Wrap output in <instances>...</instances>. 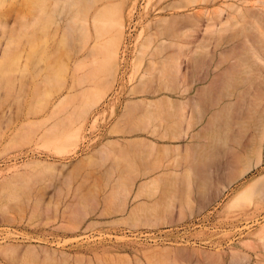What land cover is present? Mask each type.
Segmentation results:
<instances>
[{"label":"rangeland","instance_id":"obj_1","mask_svg":"<svg viewBox=\"0 0 264 264\" xmlns=\"http://www.w3.org/2000/svg\"><path fill=\"white\" fill-rule=\"evenodd\" d=\"M86 1L0 0V264H264V22L206 28L264 0ZM106 6L119 69L90 111L104 76L73 84L67 20Z\"/></svg>","mask_w":264,"mask_h":264},{"label":"bare ground","instance_id":"obj_2","mask_svg":"<svg viewBox=\"0 0 264 264\" xmlns=\"http://www.w3.org/2000/svg\"><path fill=\"white\" fill-rule=\"evenodd\" d=\"M43 1H48V0H43ZM54 1H56V0H54ZM61 2L62 0H57L56 1V3L57 4H60L59 2ZM64 1V2H63ZM62 1V5L60 4V6H59V9H60V7H61V12L60 13H62V8H64L65 7V5L67 4V0L65 1V0H63ZM72 0H69V3L71 4V8H73L72 7V3L73 2H75V1H73V2H71ZM87 1H90L89 2V4H88V2ZM86 2H87V7H86V9L88 10V9H90V12H92V10L91 9H94L95 8V6H93L94 8H92V5H90V3H92L93 2V0H92V2H91V0H87ZM102 1V0H101ZM150 1V0H149ZM211 1H213L214 2V0H211ZM216 1V0H215ZM78 2V1H77ZM77 2H75V3H73V6H74V4L75 5H77L76 3ZM83 2V4H84V1H82ZM85 2V3H86ZM95 3H96V5H97V3L99 2H96V1H94ZM46 3V2H45ZM50 3H51V0H50ZM53 3V2H52ZM51 3V4H52ZM56 3H53V4H56ZM63 3H65V5L63 6ZM80 3H81V1L79 2V5H80ZM264 3V2H263ZM93 4V3H92ZM242 5L243 4H246V3H241ZM241 4H237V5H241ZM81 5H82V3H81ZM80 5V6H81ZM91 6V7H89V6ZM93 5H95V4H93ZM105 5V4H104ZM109 6H111L110 4H108ZM107 5V6H108ZM121 5V4H120ZM225 5V6H224ZM54 6H56V5H54ZM58 6V5H57ZM69 6V5H68ZM68 6H66V7H68ZM78 6V5H77ZM98 6V5H97ZM102 6V5H101ZM107 6H106V9H100L96 14H95V16L92 18V20L90 21V19H89V15L90 14H87L86 15V17H84V15H82L84 18H80L78 15V17H75V18H73L72 16H71V18H73V20L72 19H70V17H69V19L67 20V21H73V23L75 24H73L72 26H74V27H72L71 26V24L70 23H72V22H70L69 24H70V28H71V43L70 44H68L69 46V48H70V60L72 61V62H74V68H73V72H72V78H73V84L74 85H76V86H80V84H85V83H87V80H90V79H94L95 77H98V74L99 75H103L104 76V79H103V81H104V83H102L101 84V87H100V89H99V91L97 92V93H95V94H93L94 95V97H95V99H93L92 100V102H90L91 103V108H90V111L91 110H93V108H95L96 106H98L99 104H100V102L101 101H103L104 100V98H105V95H106V91L108 90V89H112V86L114 85V83L116 82V77H117V73H118V69H119V64H118V60H119V50H120V45H121V42H122V40H123V31H124V23H122V22H124L123 21V16L121 15V14H119V15H121L122 16V18L119 16V18L120 19H118V16H117V19H116V16H114L113 15V17H112V14L110 15V12L107 10ZM108 6V7H109ZM221 7H219L218 9H219V13L218 14H214V15H217L216 16V18H212L211 16H209V17H211V19H210V21H211V23H210V21L209 22H207V23H210V25H208V26H206V28L208 27L209 28V30L211 31V35L213 36V39H215V38H217L221 33H219V34H217L218 32H222L221 30H224L225 29V31L228 29L227 27H231L232 26V22H234V21H236V22H234V24H236L235 26H238L237 25V23H238V21L237 20H239V19H236L235 20V18L237 17V16H239V18H240V21L242 20V22L246 19H248V18H251V19H256V20H258L260 23L261 22H264V13L263 12H259L258 14H256V13H252L251 12V10L246 6V7H240V6H233V5H229V4H223V6L224 7H222V5H220ZM83 7V6H82ZM81 7V8H82ZM89 7V8H88ZM99 7V6H98ZM97 7V8H98ZM115 6H113V8H114ZM234 7H236V8H234ZM32 8V7H31ZM77 8V7H76ZM76 8H74V9H76ZM80 7H79V9H81ZM96 8V9H97ZM100 8V7H99ZM104 8H105V6H104ZM112 8V6H111V10L113 9ZM117 8V7H116ZM167 8V7H166ZM229 8V9H228ZM230 8L231 9H233V11H231L230 10ZM44 9V8H43ZM55 9V8H54ZM78 9V10H79ZM95 9V10H96ZM109 9V8H108ZM229 11H231V12H233V13H231L230 11V13L231 14H228L227 13V10ZM53 10V9H52ZM57 10V9H56ZM65 10V9H64ZM63 10V11H64ZM77 10V11H78ZM82 10V9H81ZM117 10V9H116ZM119 10V9H118ZM121 11L120 12H122V9H120ZM68 11H69V8H68ZM76 10H75V12L76 13H79L80 14V12H77ZM113 11H115V8L113 9ZM217 11V10H216ZM215 11V12H216ZM225 11H226V14H227V20H225L224 19V13H225ZM55 12V11H54ZM70 12V11H69ZM68 12V13H69ZM89 12V11H88ZM89 12V13H90ZM218 12V11H217ZM43 13V12H42ZM73 13V12H72ZM71 13V14H72ZM76 13H74V14H76ZM82 13H85V12H81V14ZM94 13V12H93ZM214 13V12H213ZM115 14V13H114ZM222 14H224V15H222ZM43 15V14H42ZM66 15H67V10H66ZM93 15V14H92ZM214 15H213V17H214ZM222 15L223 16V20H225V21H222V16H221V18H220V16ZM235 15V16H234ZM61 16V15H60ZM219 16V17H218ZM235 18H234V17ZM38 17V16H37ZM49 17V16H48ZM52 17V16H51ZM58 17V16H57ZM67 17H68V15H67ZM66 17V18H67ZM115 17V18H114ZM191 19H192V16H189ZM189 17H187V19L189 20L190 18ZM242 17H243V19H242ZM184 18H186V17H184ZM194 18H196V17H194ZM218 18H220V19H218ZM232 18H233V20H232ZM121 19H122V21H121ZM187 19H184L182 22H185ZM208 19V18H207ZM219 21L218 23H217V21ZM56 20V19H55ZM65 20V19H64ZM166 20V19H165ZM194 20V21H193ZM196 20H198L197 21V23H198V26H199V23H201L200 21L201 20H199V18H196ZM209 20V19H208ZM214 20L216 21V22H214ZM221 20V21H220ZM229 20H231V21H229ZM244 21L243 23L244 24H242V22H240L242 25H243V27H244V29L246 28L247 30H250V29H248V28H251L252 26H251V24H249L250 22H249V20H247V21ZM167 21V20H166ZM258 21H256V22H258ZM171 22H172V20H171ZM194 22V23H193ZM248 24H247V23ZM258 22V23H259ZM25 23V22H24ZM67 23V25H68V22H66ZM167 23V22H166ZM173 23V25L174 26H172L171 24ZM170 25L172 26V30L171 29H168L166 32H168V31H170L171 30V32L173 31L174 32V30H175V32L176 31H179V30H177L175 27H177V26H179L178 24L179 23H175V21L173 20V22H172ZM175 23V24H174ZM188 23H191V21L190 22H188ZM195 23H196V21H195V19H192V23H191V25H192V27L195 25ZM196 23V24H197ZM227 23H229V24H227ZM230 23H231V25H230ZM55 24H56V21H55ZM154 24V23H153ZM164 24V23H163ZM185 24V23H184ZM184 24L182 25V24H180V28L183 30V29H186V31H188L189 33H193V31H195V30H197V31H199V28L201 27H197L196 29L194 28L195 26H197V25H195L194 27H193V29H195V30H193L192 31V27H190L191 25H185L184 26ZM43 25V24H42ZM170 25L168 24V25H165V27H169L170 28ZM177 25V26H176ZM227 27H226V26ZM247 25H249V26H247ZM175 29H174V28ZM183 27H186V28H183ZM189 27V28H188ZM210 27H216L215 28V30H214V28L213 29H210ZM224 27H226V28H224ZM179 28V27H178ZM167 29V28H166ZM65 30V29H64ZM165 30V29H164ZM208 30V29H207ZM208 30V31H209ZM30 31V30H29ZM70 31V30H69ZM68 30H67V32H69ZM191 31V32H190ZM209 31V32H210ZM214 31V32H213ZM215 31L217 32L216 34H214L215 33ZM224 32V31H223ZM222 32V33H223ZM194 33H196V32H194ZM69 34H70V32H69ZM172 34V33H171ZM175 35V34H174ZM173 34L172 35H170L172 38H171V40H175L176 38H178V37H180V35L178 36V37H176L177 35H175L174 36ZM184 35H186L185 33H183L182 34V36H184ZM215 35H216V37H215ZM69 36V35H68ZM190 38H192L193 36H191V35H188ZM162 37V36H161ZM185 37H187V36H185ZM215 37V38H214ZM175 38V39H174ZM255 39H253V42L254 41H256V42H252L251 41V44L252 45H250L249 44V46L251 47V49H254L255 50V47H256V43L258 44V42L259 41H257L256 39H258V37L256 38V35H255V37H254ZM179 39V38H178ZM177 40V39H176ZM217 40V39H216ZM259 40V39H258ZM208 41V40H207ZM219 41V40H218ZM164 42V41H163ZM163 42H161L162 43V45H164V46H166V48H176V43H177V41H176V43H174L175 44V46H174V44H173V41H172V43H170V41H169V43H168V45H167V42L165 41L164 42V44H163ZM245 43V44H244ZM248 44V42H243V46L241 47V48H237V47H233L232 49H230V50H226V52H223L222 54H225V53H228V54H233V55H235V54H237V52H238V55H240V57L239 58H236L238 61H240V58H243V56L244 55H246V47H247V44ZM166 44V45H165ZM169 44H173V46L171 47V45H169ZM177 44H179V43H177ZM245 45V46H244ZM143 47L145 46V45H142ZM180 45H177V47H179ZM146 47V46H145ZM147 48V47H146ZM164 48V47H163ZM165 49V48H164ZM238 49H240V50H238ZM142 50V49H141ZM144 50V49H143ZM146 50V49H145ZM10 51V50H9ZM156 51V50H155ZM228 51V52H227ZM252 51V50H251ZM142 53V52H141ZM146 54V53H145ZM256 53H254V55H255ZM68 56V57H69ZM81 56H82V58H81ZM139 56H140V54H139ZM141 57V56H140ZM183 57V56H182ZM245 57V56H244ZM245 61V60H244ZM243 61V62H244ZM71 62V63H72ZM174 61H173V65H174ZM171 65H172V62L170 63ZM169 64V68H170V65ZM176 64V63H175ZM238 64V63H237ZM239 64H240V62H239ZM172 65V67L174 68V67H176V68H170V69H172L174 72H170L173 76L175 75V81H174V77H172V75L170 74L169 76H171L169 79L170 80H167V81H169L170 83H171V78L173 79V81H172V83L170 84V83H166L165 82V84L167 85V87L169 86V84L171 85V86H169V88L171 87V90L173 89L172 88V86H174L175 85V83L177 84V82L176 81H180V80H182V78L180 79V77H181V74H180V68H179V66H178V63H177V66L175 65V66H173ZM246 65V61L244 62V65H236L237 67H244ZM123 66V65H122ZM235 66V67H236ZM72 67H73V65H72ZM236 67V68H237ZM246 67V66H245ZM72 69V68H71ZM170 69H169V71H170ZM240 72V71H239ZM241 73V72H240ZM144 77V76H143ZM244 81V80H243ZM83 82V83H82ZM181 82V81H180ZM179 82V84L181 85L182 83H180ZM174 83V84H173ZM173 84V85H172ZM263 85V87H262V85ZM260 85H261V87L262 88H264V83H261ZM180 85L178 86V84H177V90H180ZM176 86V85H175ZM166 87V92H168V93H172V94H175L176 92H178L177 90H176V88L175 89H173V92L172 91H170V89L169 88H167ZM260 87V86H259ZM260 87V88H261ZM80 88V87H79ZM84 89V91L86 90V88H83ZM168 89H169V91H168ZM83 92V91H82ZM183 92V91H182ZM182 92H181V94H182ZM170 93V94H171ZM79 94H80V92H79ZM177 94H179V93H177ZM172 96V95H171ZM181 96V95H180ZM175 97V96H174ZM166 99H167V101L169 102V104H171L172 103V105H174V101H177V100H179V101H181L180 99H177V100H174L173 99V97H170V95H169V97H166ZM178 101V102H179ZM181 104H180V106L178 105L177 107H176V109L177 108H179V107H181V105H182V107H181V109L183 110L184 108H183V104H182V102H180ZM138 104V103H137ZM171 105V106H172ZM195 105H197V104H195ZM139 106V105H138ZM135 108V107H134ZM139 108V107H138ZM146 108V107H145ZM172 108H175V105L172 107ZM100 109V108H99ZM154 109V108H153ZM155 110V109H154ZM180 111V110H179ZM179 111L177 112V115H179L178 113H179ZM154 112H156V110L154 111ZM183 112V111H182ZM173 115H175V113L173 114ZM181 115H182V113H181ZM180 115V116H181ZM169 116V115H168ZM173 117H179V116H173ZM182 117H183V115H182ZM182 117H180V119L182 118ZM174 118V119H175ZM87 119V118H86ZM136 119V118H135ZM149 119V118H148ZM180 119H178V118H176L175 120H180ZM151 120V119H150ZM182 120V119H181ZM177 121V122H178ZM140 122V121H139ZM177 122L176 121H174V123H176L177 124ZM174 123L172 124V125H174ZM117 126V125H116ZM80 136V135H79ZM165 138V137H164ZM79 140H80V138H78V142H79ZM77 141V140H76ZM75 141V142H76ZM77 142V143H78ZM76 143V144H77ZM108 143H114V142H112V141H108ZM108 143H106V145L108 144ZM77 147V146H76ZM103 148H105V146H102ZM109 147V146H108ZM9 192V191H8ZM9 194V193H8ZM11 195V192H10V194L8 195V196H10ZM242 195V194H241ZM240 195V196H241ZM7 195H5V197H6ZM6 197V198H10V197ZM260 233H264V225H262L261 226V229H260V231H259Z\"/></svg>","mask_w":264,"mask_h":264},{"label":"built area","instance_id":"obj_3","mask_svg":"<svg viewBox=\"0 0 264 264\" xmlns=\"http://www.w3.org/2000/svg\"><path fill=\"white\" fill-rule=\"evenodd\" d=\"M126 234H129L128 236L132 238L143 239V240H154V237H156L153 236V234H146L143 232H137V233L127 232Z\"/></svg>","mask_w":264,"mask_h":264}]
</instances>
